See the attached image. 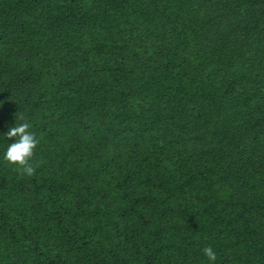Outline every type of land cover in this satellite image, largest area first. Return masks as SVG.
I'll use <instances>...</instances> for the list:
<instances>
[{"label": "trees", "instance_id": "trees-1", "mask_svg": "<svg viewBox=\"0 0 264 264\" xmlns=\"http://www.w3.org/2000/svg\"><path fill=\"white\" fill-rule=\"evenodd\" d=\"M0 264H264V0H0Z\"/></svg>", "mask_w": 264, "mask_h": 264}, {"label": "clouds", "instance_id": "clouds-1", "mask_svg": "<svg viewBox=\"0 0 264 264\" xmlns=\"http://www.w3.org/2000/svg\"><path fill=\"white\" fill-rule=\"evenodd\" d=\"M32 125L27 120L21 118V122L17 123L15 118L14 126L8 127L6 132L0 133V137L7 141L15 138L14 142L7 143L4 149L3 156L6 161L13 165L22 167L27 175H32L34 168L31 164V158L39 144V139L33 131ZM204 255L207 257L209 264H215L217 260V253L209 246L202 249Z\"/></svg>", "mask_w": 264, "mask_h": 264}]
</instances>
